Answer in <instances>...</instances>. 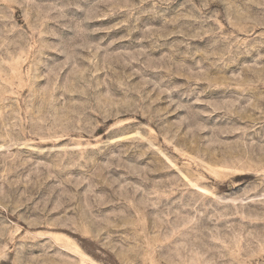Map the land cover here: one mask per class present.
<instances>
[{"label":"rangeland","instance_id":"374dc122","mask_svg":"<svg viewBox=\"0 0 264 264\" xmlns=\"http://www.w3.org/2000/svg\"><path fill=\"white\" fill-rule=\"evenodd\" d=\"M0 264H264V0H0Z\"/></svg>","mask_w":264,"mask_h":264}]
</instances>
